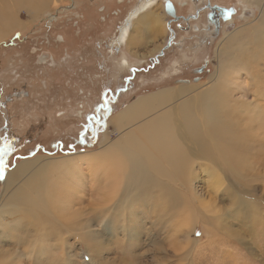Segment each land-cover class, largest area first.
<instances>
[{
    "label": "rangeland",
    "instance_id": "374dc122",
    "mask_svg": "<svg viewBox=\"0 0 264 264\" xmlns=\"http://www.w3.org/2000/svg\"><path fill=\"white\" fill-rule=\"evenodd\" d=\"M170 1L175 4L179 16H188L194 11L191 6H186V1L183 5L176 0ZM143 2L145 0H29L30 5L41 6L34 14V7L27 9L20 0H0V14H10L9 20L16 23L4 35L6 29L0 34V138H6L14 148L7 157L4 179L10 169L23 161L95 150L106 132L107 138L116 137L111 133L113 129L109 122L113 113L139 97L161 90L188 91L196 83L197 87L203 86L214 76L219 65L231 59L248 67L254 90L258 86L259 91H264V59L253 60L256 59L252 30L257 23L256 8L240 0H216L220 5L234 9L232 24L226 28L222 25L211 44L196 47L193 55L186 52L187 43L179 46V51L173 43L174 53L166 52L160 65L153 66V57L166 42L167 24L164 33L155 32L153 36L151 32L148 35L142 33V37L135 38L131 45L130 40L125 45L115 43L123 23L132 30L139 13L131 15ZM156 2L158 0L148 2L150 5L145 8L151 7L167 22L165 8ZM225 32H234V35L223 39ZM183 35L178 34L176 42L184 41ZM191 35L197 45L205 43L203 36L194 32ZM123 56L129 65L120 71L116 67ZM189 67L205 68L202 74H193L192 70L187 71ZM161 76L172 78L161 80ZM193 76L196 81L192 80ZM127 77L131 78L126 84ZM174 78H185L189 84L179 83ZM113 97L118 101L116 111V105L109 114L101 111L103 123L96 125L93 132L83 134L86 140L78 145L88 117L99 111L103 98L110 102L109 105H114ZM245 97L249 99L250 94L246 93ZM224 115L241 117L239 114ZM258 123L264 124V119ZM236 127L239 135L245 130L248 139L242 146L238 145L243 154L242 159H238L240 163L227 158L229 161L224 167L210 157H199L195 162L193 160L192 176L177 177L181 184L177 188L191 202L186 206L195 219L190 228V255L184 256L185 261L179 264H264V132L253 141L258 133L255 126L236 124ZM71 144H74L73 148H70ZM215 177L220 180L217 186L214 185ZM3 178L0 179V198ZM111 185L109 177L96 190L108 199ZM89 189L84 192L86 197L79 208L83 214L81 219L94 214L91 209L95 201L88 202ZM167 194L161 206L145 204L143 198L135 196L131 202L137 206L132 209L120 210L112 205L110 210L101 211V205L94 222L97 227L92 229L99 232L95 242L100 259L88 252L84 243H75L76 257L71 259L72 264H98L99 261L107 264H178L176 258H168L172 253L165 241L167 232L174 230L178 222L175 219L178 213L166 211V203L171 200L170 190ZM148 200L152 201L151 198ZM124 214L129 219L135 218L139 224L140 244L136 247L129 248L121 228H114L127 224L122 221ZM143 214L146 220L142 219ZM156 223L162 229L150 228ZM208 229L213 230L212 235ZM60 235L64 238L67 234L64 231ZM116 235H121L118 239L120 247ZM49 239L56 249L55 235ZM8 241L12 243L11 239ZM55 252L57 254L58 249ZM59 262L55 259L53 264L63 261Z\"/></svg>",
    "mask_w": 264,
    "mask_h": 264
},
{
    "label": "bare ground",
    "instance_id": "6f19581e",
    "mask_svg": "<svg viewBox=\"0 0 264 264\" xmlns=\"http://www.w3.org/2000/svg\"><path fill=\"white\" fill-rule=\"evenodd\" d=\"M151 1L154 0H147L142 9ZM240 1L257 9V23L252 28L256 59H252L259 62L264 59V0ZM27 2L20 0V4L31 9L33 5ZM157 4H161L159 0ZM33 7L36 14L41 6L37 4ZM1 10L4 12L3 8ZM137 14L138 11H135L131 16ZM10 17V14H0V34L6 29L4 35L16 24L9 20ZM164 24L165 18L151 7L145 8L134 20L132 32L124 29L120 34L122 44L130 40L131 45V41L142 37V33L148 35L151 32L153 36L155 32L164 30ZM234 32L223 33V39L231 38ZM122 61L125 64V57ZM247 68L245 64L231 59L219 65L214 76L203 86L195 84L188 91L178 92L161 90L135 99L110 119L111 133L116 137L109 139L106 132L96 150L75 152L59 158L37 157L10 169L1 188L0 264H53L55 259L63 261L62 264H72L71 259L76 257L75 243H84L86 250L100 259L95 242V235L99 237V232L97 234L92 230L97 227L94 222L99 207L102 205L101 211L110 210L112 205L120 210L132 209L137 206L131 202L133 196L143 198L145 204L161 206L169 190L171 200L166 203V211L178 213L175 217L178 222L174 230L168 231L165 236L166 245L172 253L168 258H176L178 264L184 262V256L190 255V228L195 219L186 206L189 199L186 200V194L177 188L181 186L177 177L192 176L193 160L195 162L199 157H210L224 167L229 160L240 163L238 159H242L243 154L238 145L242 146V142L246 143L248 139L245 130L239 135L236 124L255 126L258 133L253 141L263 136L264 124L258 121L264 119V91H259L258 86L254 90V81ZM246 93L250 94L249 99L245 97ZM226 113L241 117L224 115ZM109 177L112 185L107 199L96 189L102 187ZM219 183L220 180L215 177L214 185ZM88 188L91 193L88 202L95 201L91 209L94 214L81 219L83 214L79 208ZM184 210L186 212L182 213ZM142 219L147 217L143 214ZM122 221L127 222L124 227L114 228H121V235L129 248L138 246L139 224L136 219H129L124 214ZM155 227L156 230L162 229L157 223L150 228ZM211 229H208L209 234L213 232ZM144 230L148 233L147 228ZM64 231L67 235L62 238L60 232ZM53 234L57 254L49 239ZM180 234L183 236L180 237ZM121 235L115 236L117 246ZM98 264L107 263L99 261Z\"/></svg>",
    "mask_w": 264,
    "mask_h": 264
},
{
    "label": "flooded vegetation",
    "instance_id": "af4514ba",
    "mask_svg": "<svg viewBox=\"0 0 264 264\" xmlns=\"http://www.w3.org/2000/svg\"><path fill=\"white\" fill-rule=\"evenodd\" d=\"M146 1L147 0H145V2ZM185 1H186V6L189 5V6H191L192 9H194L193 13L188 15V16H179L177 14L178 11H177L175 4L173 5V3L170 0H159V2L161 3V6L165 8V13H166L167 18H168L167 22L165 19V24H167L169 31L167 30V28L164 24V30H165V28L167 30V36L165 38L166 42L164 44L163 49L160 52H158L156 54V56L153 57V63H154L153 66H155V64L160 65V60L165 58L164 56H165L166 52L170 53V55H172L174 53L173 52V47H175V46H173L174 44L176 45V48L179 51L181 49V47H179V46H181V45L184 46L185 43H187L185 46L186 47L185 50L190 55H193L196 51L195 50L196 47H199L201 45L203 47H207L208 44L209 45L211 44V42L221 32L220 29H221L222 25L224 28H226L228 25L232 24L231 18L233 17L232 14H234V12H235L234 9H233V13L231 15H229L228 10L232 9V8L224 7L223 5L218 4L216 2V0H182V1L176 0V2H178L179 4L182 2V5ZM214 1H215V3H214ZM145 2H143L142 5ZM142 5L137 7L136 11H138V13L143 12ZM127 25L128 24L125 22L122 24V28L121 29L119 28V30L117 31L118 37L115 39V43L120 44V45L122 44L120 34L122 33V31L124 29H129ZM174 25L176 27H173ZM164 30H160V32L164 33ZM193 32L195 34H199V35L203 36L205 43L197 45V43L194 42V39H195L193 37L194 35H191V33H193ZM181 33L184 34L183 36H184L185 42L183 40L176 42L177 38H178V34H181ZM153 35H155V33ZM174 40H175V42H174ZM122 62L123 61H119L118 66L116 67L120 71H122L124 68H126L129 65L127 61H125V64H122ZM204 68H202V67H194V68L189 67V68H187V71L192 70L193 74H202ZM175 73H177V71H175ZM175 73H173V74H175ZM133 74H134V71L132 72V76H133ZM130 78L131 77L125 78L126 84L129 82ZM170 78H172V77H169V76H167V77L161 76L160 77L161 80H167ZM174 79L179 83L189 84V81L185 78H183V80H181L182 78L181 79L174 78ZM192 80L196 81L194 76H193ZM112 99H114V100H112ZM111 100L113 102L115 101V103H117V104L114 103V105H113V103H112L109 105L110 102L107 101L106 98H103L102 99L103 104H102V107L99 109V111L97 110L96 112H94L93 115L88 117L87 124L84 127L82 134H80L81 136L77 140L78 145L83 144L86 140L84 138V136H82L83 134H86V133L88 134L90 131L93 132L96 125H100L101 123H103V120H102L103 117H101V115H100L101 111L105 114H109L112 111L111 109L115 105L116 106L114 107V110L118 106V101L115 100L114 97L111 98ZM105 105H106V107H105ZM117 113L118 112L113 113V116H115ZM112 117H111V119H112ZM73 145L74 144H71L70 148H73ZM58 146H60V145H58ZM58 149H59V147H58ZM76 152H81V151H76ZM3 183H4V178H3Z\"/></svg>",
    "mask_w": 264,
    "mask_h": 264
},
{
    "label": "snow or ice",
    "instance_id": "6c2138e0",
    "mask_svg": "<svg viewBox=\"0 0 264 264\" xmlns=\"http://www.w3.org/2000/svg\"><path fill=\"white\" fill-rule=\"evenodd\" d=\"M232 11V9H229L228 14L230 15ZM0 139H2V142H0V179H2L5 170L8 168L7 157L14 151V148L6 138Z\"/></svg>",
    "mask_w": 264,
    "mask_h": 264
},
{
    "label": "water",
    "instance_id": "95a60500",
    "mask_svg": "<svg viewBox=\"0 0 264 264\" xmlns=\"http://www.w3.org/2000/svg\"><path fill=\"white\" fill-rule=\"evenodd\" d=\"M232 10H233V9H232ZM232 13H233V11L231 12V14H232ZM231 14H230V15H231Z\"/></svg>",
    "mask_w": 264,
    "mask_h": 264
},
{
    "label": "crops",
    "instance_id": "0c3cea01",
    "mask_svg": "<svg viewBox=\"0 0 264 264\" xmlns=\"http://www.w3.org/2000/svg\"><path fill=\"white\" fill-rule=\"evenodd\" d=\"M96 149H97V148H96ZM96 149H95V150H96Z\"/></svg>",
    "mask_w": 264,
    "mask_h": 264
}]
</instances>
